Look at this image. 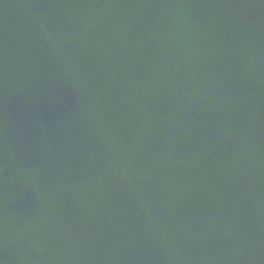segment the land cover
Listing matches in <instances>:
<instances>
[{
	"label": "water",
	"instance_id": "1",
	"mask_svg": "<svg viewBox=\"0 0 264 264\" xmlns=\"http://www.w3.org/2000/svg\"><path fill=\"white\" fill-rule=\"evenodd\" d=\"M0 264H264V0H0Z\"/></svg>",
	"mask_w": 264,
	"mask_h": 264
}]
</instances>
